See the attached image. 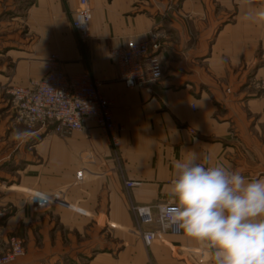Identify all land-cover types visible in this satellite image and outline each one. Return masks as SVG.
<instances>
[{"label":"crops","instance_id":"crops-1","mask_svg":"<svg viewBox=\"0 0 264 264\" xmlns=\"http://www.w3.org/2000/svg\"><path fill=\"white\" fill-rule=\"evenodd\" d=\"M89 4L82 44L72 24L78 0H0V86L40 80L57 54L64 73L102 82L120 129L116 148L92 121L65 135L53 125L29 130L0 93V208L16 207L33 226L14 264H211L210 250L182 230L147 246L134 207L173 204L174 162L190 151L264 178V24L246 22L239 0ZM152 32L163 38V76L127 88L113 51ZM32 191L58 192L65 205L32 210Z\"/></svg>","mask_w":264,"mask_h":264},{"label":"built area","instance_id":"built-area-1","mask_svg":"<svg viewBox=\"0 0 264 264\" xmlns=\"http://www.w3.org/2000/svg\"><path fill=\"white\" fill-rule=\"evenodd\" d=\"M91 18L89 0H78L72 24L82 44L90 39ZM162 48V36L152 32L143 40H129L124 47L113 51L119 80L127 88H146L158 82L163 76L159 57ZM45 70L43 78L28 86H0V93L9 97L17 120L29 130L53 125L55 132L64 135L81 131L87 121H92L109 139L111 146L118 147L117 132L120 129L114 120L110 100L101 92L102 82L87 71L72 75L64 73L57 54L46 58ZM259 88L264 96V80ZM125 185L130 188L135 186V182L126 181ZM27 200L35 209L64 204L58 192L48 195L32 191ZM173 206L168 202L154 207H134L137 232L147 246L167 233H181L176 225L167 224V216ZM3 216L0 212V264H14L25 253L24 241L16 235H5ZM147 264L155 263L150 261Z\"/></svg>","mask_w":264,"mask_h":264},{"label":"clouds","instance_id":"clouds-1","mask_svg":"<svg viewBox=\"0 0 264 264\" xmlns=\"http://www.w3.org/2000/svg\"><path fill=\"white\" fill-rule=\"evenodd\" d=\"M239 3L246 22L264 24V0ZM26 136L14 133L16 140ZM173 167L167 224L210 250L211 264H264V178L201 163L195 151L182 154Z\"/></svg>","mask_w":264,"mask_h":264},{"label":"rangeland","instance_id":"rangeland-1","mask_svg":"<svg viewBox=\"0 0 264 264\" xmlns=\"http://www.w3.org/2000/svg\"><path fill=\"white\" fill-rule=\"evenodd\" d=\"M9 85H16V84H9ZM22 206L23 207L27 206V204H25L24 200H23ZM30 206L33 210V205L30 204ZM0 212H2L4 214V216H3V219H4L3 231H4L5 235L6 236L16 235V236L20 237L24 241V246H25L24 255H25L28 236L33 233V226H31V224L29 223V218L23 217V215H21V217H20V215L18 214L20 212H18L16 210V207L14 208L12 205H5V206L1 207ZM16 215H17V218L14 219L13 217H15ZM10 219L12 221V224H9V226H8V222H10Z\"/></svg>","mask_w":264,"mask_h":264}]
</instances>
